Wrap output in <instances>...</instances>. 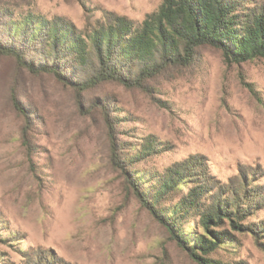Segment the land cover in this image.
Instances as JSON below:
<instances>
[{"label": "rangeland", "instance_id": "374dc122", "mask_svg": "<svg viewBox=\"0 0 264 264\" xmlns=\"http://www.w3.org/2000/svg\"><path fill=\"white\" fill-rule=\"evenodd\" d=\"M162 2L0 0V43L34 65L61 66L72 83L0 55V264H199L133 187L155 191L169 166L193 156L206 159L217 183L248 180L264 196V58L229 63L203 47L191 65L169 66L141 87L106 82L80 91L74 83L88 78L85 68L49 61L40 44L6 31L35 15L84 34L108 13L141 23ZM175 201L159 209L168 212ZM197 219L188 217L178 233L191 241L203 234ZM241 223L260 230L226 223L232 240L208 257L264 264V203Z\"/></svg>", "mask_w": 264, "mask_h": 264}, {"label": "trees", "instance_id": "16d2710c", "mask_svg": "<svg viewBox=\"0 0 264 264\" xmlns=\"http://www.w3.org/2000/svg\"><path fill=\"white\" fill-rule=\"evenodd\" d=\"M6 31L15 41L29 46L40 44V54L49 61L66 59L85 68L83 75L88 78L74 83L80 91L106 82L141 87L169 66L191 65L197 50L203 47L220 50L229 63L264 58V0H163L159 9L141 23L108 13L104 23L84 34L63 20L29 15ZM0 55L14 58L33 74H54L64 85L72 84L61 66L27 62L15 45L0 43ZM16 108L22 113L20 107ZM154 150L151 141L146 153ZM205 160L193 156L172 164L151 193H143L138 183L133 182V187L144 207L168 227L179 246L199 264H229L208 256L232 240L230 233L222 230L226 223L235 230L252 228L259 232L260 228L241 222L264 203V196L261 187L248 184V180L230 185L217 183L208 175ZM184 188L186 193H182ZM174 198L178 201L170 205L168 212L159 209L163 200ZM188 217L198 218L204 231L193 241L178 233V225ZM28 264L52 263L44 259Z\"/></svg>", "mask_w": 264, "mask_h": 264}]
</instances>
